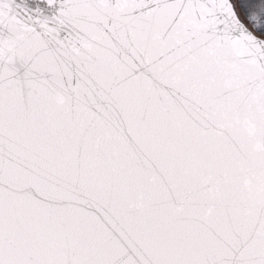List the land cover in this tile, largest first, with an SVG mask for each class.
Segmentation results:
<instances>
[{
    "label": "snow or ice",
    "instance_id": "6c2138e0",
    "mask_svg": "<svg viewBox=\"0 0 264 264\" xmlns=\"http://www.w3.org/2000/svg\"><path fill=\"white\" fill-rule=\"evenodd\" d=\"M0 264H264V0H0Z\"/></svg>",
    "mask_w": 264,
    "mask_h": 264
}]
</instances>
